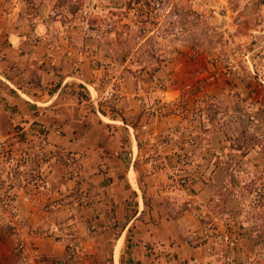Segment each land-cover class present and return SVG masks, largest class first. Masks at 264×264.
Returning <instances> with one entry per match:
<instances>
[{
  "label": "crops",
  "instance_id": "1",
  "mask_svg": "<svg viewBox=\"0 0 264 264\" xmlns=\"http://www.w3.org/2000/svg\"><path fill=\"white\" fill-rule=\"evenodd\" d=\"M70 1L0 0V142L19 130L20 146L35 156L19 165L14 181L18 214L0 205V264H258L264 243L239 221L234 248L200 242L208 225L222 231L226 213L237 215L228 205L223 214L215 208L232 176L225 171L232 154L222 151L236 131L224 126L201 141H180L194 152L188 160L171 139L176 132L182 131L181 140L195 133L194 125L184 127L195 100L224 94V68L208 66L209 47L194 42L200 50L191 59L185 38L173 61L138 58L141 47L122 41L119 23H128L132 13L145 18L152 0H84L79 15L85 11L91 21L83 22V31L68 10L50 17ZM170 1L185 18L201 13L193 0ZM222 2L227 7L229 1ZM225 15L235 16L232 8ZM104 19L119 21L98 36L91 25ZM69 32L76 41L62 38ZM207 81L213 84L203 87ZM106 83L119 92L115 108L102 104ZM218 149L224 161L213 164ZM177 176L191 181L181 186ZM9 182L3 162L0 192ZM62 225L75 229L78 260L68 259L56 235Z\"/></svg>",
  "mask_w": 264,
  "mask_h": 264
},
{
  "label": "rangeland",
  "instance_id": "2",
  "mask_svg": "<svg viewBox=\"0 0 264 264\" xmlns=\"http://www.w3.org/2000/svg\"><path fill=\"white\" fill-rule=\"evenodd\" d=\"M155 1L161 2V9H154L152 3ZM193 1L201 13L192 18H185L184 13L181 14L179 6L173 10L170 0H152L148 5L149 14L145 18L134 17L132 13V17H128V23H119L124 32L120 34V37L129 47L135 45L141 47L137 52L138 58L143 56L145 60H162L164 62L173 61L181 56L182 47L179 41L187 38L191 43V59H195L199 53L200 46L197 47L194 44V42H198L202 46L209 47L205 50L208 66L219 65L224 68V71H220L224 76L223 80L225 79L224 94L217 99L215 95L213 97L205 95L199 100L200 102L195 100L191 104L190 121L186 120L184 127L194 125L191 131H195V133L190 132V135H186L187 138L181 140L182 131L179 134L176 132L175 137L171 139L179 141L180 145V141L191 142L192 139L201 141L219 127L225 126L233 132L236 131L237 135L234 141H229L230 144L226 147V152L222 151L228 155L232 154L230 165L225 167L226 173H231L232 176L221 188L222 194L216 195L215 208L223 214V212L226 213L224 209L228 205L235 214L237 212V215L227 212V216H224L225 229L217 231L208 225L207 231L226 233L230 239L237 241L234 232L238 230V225L235 222L239 221L241 227L251 228L259 240L264 243V0H228L227 7L222 0ZM127 3V7L131 10L136 6L135 2ZM84 5V0H71L68 7L59 9V12L55 10V14H50V17L57 14L64 17L65 11L68 10L71 12L69 18L75 20L76 27H81V31H83V22L88 20L87 24L90 26L89 22L91 21L90 18L83 16L84 12L82 16L79 15V9ZM70 6H72V11ZM231 8L235 16L226 18L225 14ZM205 10L206 12L209 10L210 13L206 15ZM193 11L196 12V10ZM104 20V23L102 20L100 22L95 20L94 24L96 25H91L98 36L105 31L112 30L113 21L114 23L119 21L111 19L108 21L109 23H106V19ZM224 24L230 26L229 31ZM126 26L128 27L126 28ZM190 26L199 27L193 32L194 30L191 31L193 27L190 28ZM223 28L225 30H220ZM75 34L69 32L62 33L61 36L67 42L68 40L74 42L76 41ZM91 51V47L85 50L86 57H91ZM93 59L97 60L94 54ZM210 71L212 70L210 69ZM209 84L213 83L207 81L203 87ZM118 93L116 92L110 99H106L104 93L102 104H109L115 108ZM186 142L178 148L182 157L188 160L194 157V152L187 148ZM230 147L233 150L229 149ZM217 152L215 154L217 158L215 160L212 158L213 164L217 162L221 164L224 161L220 157L219 149ZM208 155L210 158V151ZM159 163H163V161ZM184 177L188 178L185 183L180 181L182 177L177 176L175 178L177 184L185 186L191 181L189 176ZM229 193L233 194L231 196L233 200L228 199ZM207 231L203 239L205 235H208ZM208 240L212 245L221 244L211 237L200 242L204 243ZM222 245L234 248L236 242L234 247L223 243ZM257 260L258 264H264V255Z\"/></svg>",
  "mask_w": 264,
  "mask_h": 264
},
{
  "label": "built area",
  "instance_id": "3",
  "mask_svg": "<svg viewBox=\"0 0 264 264\" xmlns=\"http://www.w3.org/2000/svg\"><path fill=\"white\" fill-rule=\"evenodd\" d=\"M153 4L154 9H161V2L155 1ZM84 14L86 12L84 11ZM39 17L35 15L32 19L33 23L38 22ZM34 38H37V35H34ZM91 64L94 68L98 66V59H92ZM117 90L113 87V85L108 84L104 97L106 99H110L114 96ZM21 132L19 130L15 131L7 140L0 142V164L5 163L8 166L9 178L10 182L6 183L0 192V205L4 207L8 213L12 216H16L17 209L14 205V181H18L19 179V170L20 164L29 163L32 161L35 156L32 155L29 151L25 148L20 146L21 142ZM40 141L42 144H45V138L43 135H40ZM42 152H39L38 155L40 156ZM188 180L187 177H182L181 182L185 183ZM11 225V224H10ZM208 235H205L204 239H214L218 243L227 244L229 247L235 246L234 239H230L229 235L226 233H220L216 231H207ZM56 235L58 238L64 241V248L67 254L68 259L75 261L78 260L81 254L80 245L75 235V229L68 225H62L56 230ZM202 245L205 243H201ZM24 243L20 242L17 245V251L25 259L24 256ZM210 264V263H209ZM215 264H223L221 262H216Z\"/></svg>",
  "mask_w": 264,
  "mask_h": 264
},
{
  "label": "trees",
  "instance_id": "4",
  "mask_svg": "<svg viewBox=\"0 0 264 264\" xmlns=\"http://www.w3.org/2000/svg\"><path fill=\"white\" fill-rule=\"evenodd\" d=\"M81 94V96H83V97H86V98H88V96L86 95V94H84V93H82V92H80Z\"/></svg>",
  "mask_w": 264,
  "mask_h": 264
}]
</instances>
